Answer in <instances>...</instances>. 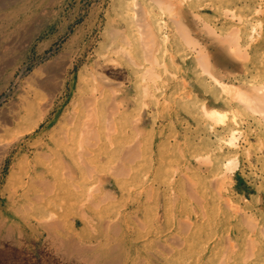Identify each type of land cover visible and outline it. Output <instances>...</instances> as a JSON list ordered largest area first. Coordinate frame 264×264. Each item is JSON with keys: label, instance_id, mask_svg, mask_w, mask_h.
<instances>
[{"label": "rangeland", "instance_id": "1", "mask_svg": "<svg viewBox=\"0 0 264 264\" xmlns=\"http://www.w3.org/2000/svg\"><path fill=\"white\" fill-rule=\"evenodd\" d=\"M4 1L0 110L13 109L25 92L35 89L40 95L39 106L23 123L0 136L8 142L24 132L0 168V264H106L113 256V264H243L245 203L250 209L258 196L264 197V0H181L178 24L169 10L156 9L154 18L147 14L149 24H155L148 29L147 36L153 37L149 44L131 23L129 56H115L111 28L123 26L115 0ZM111 17L115 21L109 24ZM3 41H8V56ZM13 42L19 44L11 49ZM103 53L115 56L120 65L100 68ZM67 60H77L66 75L67 87L56 96L48 117L39 120L54 92L35 73L45 77ZM214 78L235 85L244 98L248 95L242 92L249 93L250 102L226 93ZM210 108L228 118L214 120ZM100 121L105 133L108 128L120 137L114 144L106 136L107 145L115 147L109 154L106 147L105 154L99 153L100 184L92 189L112 187L119 198L114 204L120 205L113 212L122 208L131 215L124 234L114 235L125 246L115 244L117 254L104 244V226L112 215L104 214L98 230L87 229L79 218L90 208L89 198L56 205V215L46 216L39 206L46 186L65 176L52 168L66 155L63 143L78 147L79 140L80 153L87 158L102 140ZM31 124L33 129L26 131ZM70 132L81 133L80 139L66 143ZM232 157L237 159L233 169L227 164ZM231 201L238 206L230 209ZM50 217L56 224L48 230L44 220ZM181 219L190 224H181ZM135 228L148 236L149 245L136 237L138 232L134 235ZM154 234L169 244L158 246ZM71 236L92 242L95 251L76 252L59 240ZM131 238L137 240L134 245ZM99 254L106 259H98Z\"/></svg>", "mask_w": 264, "mask_h": 264}, {"label": "bare ground", "instance_id": "2", "mask_svg": "<svg viewBox=\"0 0 264 264\" xmlns=\"http://www.w3.org/2000/svg\"><path fill=\"white\" fill-rule=\"evenodd\" d=\"M181 0H115L114 2V8L118 10V14H120L122 16V19H123V26L120 28L118 26H113L111 28V33L110 35L113 37V43H116L117 45V48L115 49V56L119 55V54H122L124 56H129L131 54V52L129 51V49H127V46L129 44H131V32L128 30L129 27H131V23L132 25H134L135 27H138V29L140 30V32H143V34H145L146 36V44H149L150 41L152 40L150 36H147V34L149 33L148 29L150 28H155V24L154 23H150L149 24V20L147 17V14L151 17V18H154V14H155V11L156 9H161L163 8L164 11H167L169 10V12L171 13L172 17H173V20H174V23H179L178 20L180 19L179 17V14H182L183 10L181 9ZM180 2V3H179ZM5 6V1L4 0H0V8L4 7ZM25 13V12H24ZM112 20H109V24L112 23V21L114 22L115 20V17H111ZM161 21V20H160ZM235 22V21H234ZM15 26V25H14ZM18 26V24H17ZM254 26V25H253ZM176 27V26H175ZM255 29V28H254ZM143 36V35H142ZM231 37V36H230ZM14 40H16V38H13ZM11 40V39H10ZM5 41H3L2 45L8 49L7 47V44H8V41L6 43H4ZM144 42V41H143ZM144 42V43H145ZM19 44V43H18ZM18 44L16 42H13L12 43V46H11V49L13 47H17ZM30 43H27L25 46L28 47ZM21 45V44H20ZM21 47V46H20ZM151 47V45H150ZM17 49V48H16ZM9 50V49H8ZM10 51V50H9ZM18 51V50H17ZM147 51V50H146ZM145 52V51H143ZM148 53V52H147ZM146 53V54H147ZM103 57H105V60H104V63H101L99 66L100 68H103V67H108V65H112V67H114L115 65H120V62L114 58L112 55L110 54H106V53H103L102 54ZM237 57V56H236ZM104 59V58H103ZM262 60V59H261ZM77 60H75L74 62H72L71 60L70 61H64L61 66L59 67V69L51 72L50 74H48L47 76H43V77H40V76H37L36 73H35V77H37V81L38 82H42V83H46L45 85H47L49 88H51V90H56L57 93H53L52 96L48 99V102L46 104H44V112L42 113L41 117H40V120H44L48 117V114L49 112L53 109L54 105H55V98H56V95L58 94V92H62L65 90V87H66V81H67V73L72 70V68H74V65L76 64ZM100 63V62H99ZM98 63V64H99ZM240 63V62H239ZM114 65V66H113ZM149 67V66H147ZM56 69V68H54ZM53 69V70H54ZM107 69V68H106ZM51 70V69H50ZM98 70V69H97ZM151 70V69H150ZM144 72V71H143ZM105 73V72H104ZM119 73V72H117ZM63 76V79H59L58 77L59 76ZM98 77H104L102 76L101 74H97ZM211 77V76H210ZM157 78V77H156ZM215 81L217 83H220V86L221 88L223 87V90L226 91V93H229L231 95H233V93L235 92L236 94H239L240 95V90H238V88H236L235 85H229L227 83H221L219 82V80H217V78H214ZM103 80V79H102ZM115 80V79H114ZM106 81V80H104ZM103 81V82H104ZM52 93V92H51ZM244 95H248L246 96V98H244L243 95H240L241 97L243 96L242 100H246L247 101L249 100L250 102V95L249 93H245V92H242ZM38 92L37 90H33V91H30V92H25V94L21 95L19 97V100L17 102V105L13 107V109L11 108L10 110L9 109H2L0 110V131H4L5 133L7 132L8 127H10V125H14V126H18L17 124L18 123H22L23 120H25L26 118V115L28 116V113L29 111L31 110H34L35 108H37L39 106V97H38ZM263 94V93H262ZM238 95V96H239ZM240 97V98H241ZM260 97V95L258 96ZM90 99V98H88ZM241 100V99H240ZM253 100V99H252ZM261 101V100H260ZM246 102V101H245ZM38 105V106H37ZM250 106V105H249ZM256 106V105H255ZM213 108V107H212ZM211 109V108H210ZM43 110V109H42ZM228 110V109H227ZM255 112V111H254ZM208 113L210 114V117H212L214 120L216 121H222L225 117H226V113L224 112H221V110H217V109H211V110H208ZM53 114V112H52ZM110 114V113H109ZM228 118V117H226ZM226 120V119H225ZM114 122V121H113ZM38 122H36V125H37ZM46 123V122H45ZM88 123V122H87ZM35 124V123H34ZM34 124H31V127L29 129H27L26 131L30 132L32 129H33V126ZM90 124V122H89ZM87 128V127H86ZM93 128V127H92ZM38 129V128H37ZM113 130V128H112ZM92 131V130H90ZM115 131V129H114ZM23 132V131H22ZM88 133V132H87ZM94 133V132H93ZM105 133V131H104ZM117 133V130L116 132ZM114 133V134H115ZM79 135H81V133H79ZM89 135V134H88ZM103 133L102 131L99 130L98 132V138L99 139H102L103 140ZM105 135L108 137V139H113V131L111 132V129H108L107 128V131L105 133ZM24 137V132L23 133H20L18 135H16V138L14 141H1L0 140V152L2 153V155H5L7 153V151H9V149L11 148V145L18 141V140H21L23 139ZM106 137V139H107ZM261 141V139H260ZM17 144V143H16ZM17 146V145H16ZM132 157V155H131ZM210 157V156H209ZM208 157V158H209ZM247 157H250L249 153L247 155ZM227 164L229 165L230 168H234L236 166V157H232L230 159H227ZM84 161V160H83ZM250 163V162H248ZM90 167V166H89ZM141 168V167H140ZM69 171V170H68ZM193 173V172H192ZM190 176V175H189ZM187 177V176H186ZM191 178V177H190ZM191 180V179H190ZM192 181V180H191ZM198 181V180H196ZM259 181V180H258ZM196 183V182H195ZM199 183V182H198ZM200 184H198L199 186ZM256 185V184H255ZM259 185H260V182H259ZM78 187H80V185L78 184L77 185ZM193 186V185H192ZM191 186V187H192ZM197 186V187H198ZM200 187V186H199ZM93 187H90L88 190H87V198H89L88 200V203H94L93 204V207L92 208H89L90 212H91V217H89L88 215H86L84 212L82 213V216L83 217H87L85 219H87V223H89L90 227L91 228H94L95 230H98V227L101 228V222H102V219H103V216L104 214L105 215H108V212L105 210V206L107 204H104L105 201L104 200H109L110 198H112L114 196V192H111L110 190H107L104 194V196L102 197L103 199H101L100 201L98 200L97 201V191H99L100 189H92ZM196 188V187H195ZM200 189V188H199ZM194 190V189H193ZM197 190V189H196ZM195 191V190H194ZM260 191V190H259ZM201 192V191H200ZM203 192V191H202ZM196 194H197V191H196ZM200 194V193H199ZM61 198L63 197H66L63 196V194H60L59 195ZM150 196V195H149ZM189 197V196H188ZM203 197V196H202ZM149 198V197H147ZM214 199V198H213ZM64 199H62L63 201ZM175 201V200H174ZM177 202V201H176ZM150 203V202H148ZM183 203V202H182ZM202 203V202H201ZM213 203V202H212ZM215 203V202H214ZM153 204V203H152ZM167 204V203H166ZM169 204V203H168ZM167 204V205H168ZM247 202L245 203V209L243 211V218H244V225H245V228H246V231H245V247H244V251H243V264H264V197L263 196H258L256 201H255V205L254 207L252 208H248V206H250L248 204L247 206ZM178 205V204H177ZM176 205V206H177ZM202 205V204H201ZM238 206L236 205L235 203H233L231 201L230 205H229V208L232 207V206ZM175 206V204H174ZM175 206V207H176ZM190 206V205H189ZM197 206V205H196ZM212 206V205H211ZM168 207V206H166ZM183 207V206H182ZM187 207L184 206V208ZM210 207V206H209ZM207 207V208H209ZM189 208V207H188ZM187 208V209H188ZM212 208H214L212 206ZM167 209V208H166ZM210 209V208H209ZM231 209V208H230ZM186 210V209H185ZM190 211V209H188ZM233 210V209H232ZM115 211V210H114ZM151 211V209H150ZM168 211V210H167ZM166 210L164 212H167ZM172 211V210H171ZM212 211V210H210ZM174 212V211H173ZM204 212V211H203ZM57 211L56 212H51L50 211V215L54 214L56 215ZM117 213V216L113 217V219H111L110 217H107V218H110V221H108L106 223V226L105 229H106V234L105 235V246L108 245L109 248H114L115 249V244L116 246L120 247V248H123L125 247L123 245V241L121 239H117L114 237V235L118 236L119 234H124V228L125 226H127L128 224L126 222H124L122 220V217L121 215H123L124 213L123 212H118L116 211ZM168 213V212H167ZM207 213V212H206ZM110 214V213H109ZM165 214V213H164ZM170 214V212H169ZM173 214V213H172ZM210 214V213H209ZM93 215H97L96 217H98V221L96 222L95 221V218L96 217H93ZM154 215V214H153ZM219 215V214H218ZM109 216V215H108ZM166 216V214H165ZM171 216V215H170ZM169 216V217H170ZM200 216V215H199ZM205 216V215H204ZM208 216V214H207ZM146 217V216H145ZM148 217V216H147ZM154 217V216H153ZM206 217V216H205ZM218 217V216H217ZM59 218V217H57ZM56 218V219H57ZM138 218V217H137ZM150 218V216H149ZM184 218V217H182ZM45 219V218H44ZM43 219V220H44ZM55 219V220H56ZM169 219V218H168ZM207 219V218H206ZM108 220V219H107ZM173 220V218H172ZM185 219H181V224L183 222H185L184 224H190V223H186V221H184ZM44 222L45 223V227L47 228H52L53 227V224H56L55 221H53V219L50 217L49 219H45ZM94 221V222H92ZM119 221V222H117ZM138 223H142L141 222V219L140 220H137ZM143 221V220H142ZM151 221V220H150ZM155 221V220H154ZM160 221V218H157L156 220V224H158ZM167 221V220H166ZM209 221V220H208ZM207 221V222H208ZM149 222V220H148ZM152 222V221H151ZM173 222V221H171ZM191 222V221H190ZM199 222V221H198ZM204 222V221H203ZM212 222V221H211ZM137 223V222H136ZM209 223V222H208ZM123 224L124 227L121 225ZM152 224V223H151ZM173 224V223H172ZM192 224V223H191ZM200 225V223H198ZM98 225V227H97ZM105 225V224H104ZM153 225V224H152ZM180 225V223H179ZM209 225V224H208ZM217 225V224H216ZM146 226V225H145ZM186 226H189V225H186ZM58 227V225H57ZM181 227V226H180ZM184 227V226H183ZM194 226H192L191 228H193ZM203 227V226H201ZM211 227V225H210ZM216 227V226H215ZM150 228V227H149ZM155 228V227H154ZM182 229V228H181ZM194 229V228H193ZM206 229V228H205ZM212 229V228H211ZM114 230V231H112ZM139 228H135V231H134V235L137 234V232L139 233V235H137L136 237H141L142 240L144 242H146V244H150L149 242V239H148V236H142L140 235V232H139ZM169 230V229H167ZM192 230V229H191ZM200 230V229H199ZM198 230V231H199ZM208 230V229H207ZM166 231V230H165ZM171 231V230H170ZM186 231V230H185ZM184 231V232H185ZM190 231V230H189ZM212 231V230H211ZM110 232H115L114 234H110ZM133 232V231H132ZM183 232V233H184ZM196 232V230H195ZM158 233V232H157ZM164 233V232H163ZM176 233V232H175ZM212 233V232H211ZM162 234V233H161ZM186 234V233H185ZM192 234H193V230H192ZM197 235V232L195 233ZM206 234V232H205ZM204 234V235H205ZM229 234V233H228ZM179 235V234H178ZM164 236V235H163ZM170 235H168L169 237ZM211 236V235H210ZM73 236H71L72 238ZM119 237V236H118ZM155 237V234L154 236ZM167 237V236H166ZM167 237V238H168ZM176 237V236H175ZM68 238V239H61V242L63 243V245L66 247H69L70 249H73V246H82L81 248L86 250L87 252L91 251V252H94L92 249H94L90 243H88V241L86 240H83V239H79V238ZM100 238V237H99ZM180 238V237H179ZM182 238V237H181ZM219 238V237H218ZM116 239L115 243H113V241ZM132 239V238H131ZM184 239V238H183ZM203 239V238H202ZM136 239H132L131 240V245H134V242ZM215 240V239H214ZM99 242L101 240H96V242ZM173 241V240H172ZM183 240H181L182 242ZM187 241V240H186ZM189 241V240H188ZM230 241V239H229ZM154 242L155 244H157L158 246H161L163 244H167L166 241L164 240H161L160 238H157V236L155 237L154 239ZM191 242V241H189ZM113 243V244H112ZM178 243V242H177ZM180 243V242H179ZM213 243V242H212ZM232 243V247L234 248V243L233 241L231 242ZM58 244V243H57ZM83 244V245H82ZM100 245L102 243H99ZM126 244V243H125ZM169 244V243H168ZM112 245V246H111ZM127 245H129V243H127ZM179 245V244H177ZM207 245V244H206ZM219 245V244H218ZM173 246V245H171ZM220 246V245H219ZM95 247V246H94ZM98 247V246H97ZM136 247V246H135ZM229 247V246H228ZM107 248V247H106ZM105 248V249H106ZM118 248V250L120 249ZM146 248V246L144 247ZM171 248V247H170ZM194 248V247H193ZM197 248V247H196ZM231 248V247H230ZM232 248V249H233ZM78 249V248H77ZM104 249V250H105ZM182 249V248H181ZM192 249V248H191ZM98 250V249H97ZM100 250V249H99ZM121 252L122 249H120ZM185 250V249H183ZM210 250V249H209ZM215 250V249H214ZM218 250V248L216 249ZM227 251V250H226ZM104 252V251H103ZM99 253V251H98ZM101 253V252H100ZM113 253V252H112ZM114 253L117 254V251L115 249ZM225 253V252H224ZM96 254V253H95ZM101 254H104V253H101ZM120 254V253H118ZM151 254V253H150ZM167 254V253H166ZM172 254V253H171ZM217 254V253H216ZM235 254V253H234ZM231 255V260L234 261L235 259V255ZM91 255V254H90ZM94 255V254H93ZM100 255V254H99ZM107 255V254H106ZM110 255V253H109ZM154 255V254H153ZM152 255V256H153ZM163 255H164V252H163ZM178 255V254H177ZM215 255V254H214ZM184 256V255H183ZM200 257V255H198ZM225 256V255H224ZM98 257V256H97ZM115 257V256H113ZM113 257H111L110 259H108V261H106L107 263L106 264H113L115 262V258L112 259ZM155 257V256H154ZM172 257V256H171ZM176 257V256H175ZM216 257V256H215ZM227 257V256H226ZM93 258V257H92ZM95 258V257H94ZM93 258V259H94ZM101 258H105L104 255L103 257H101V255L99 256L98 259H101ZM142 258V257H141ZM148 258V257H147ZM174 258V257H172ZM208 258V257H207ZM96 259V258H95ZM122 259V258H120ZM178 259V258H176ZM181 259V258H179ZM223 259V258H222ZM230 259V258H228ZM89 260V258H88ZM144 260L146 261V258H144ZM203 260V259H202ZM102 261V260H101ZM123 261V260H122ZM92 262V261H91ZM97 262V261H96ZM124 262V261H123ZM141 262V261H140ZM200 262V261H199ZM212 262V261H211ZM226 263V261H224ZM83 263V262H82ZM101 263V262H100ZM142 263V262H141ZM174 263V262H173ZM189 263V262H188ZM234 263V262H233ZM97 264V263H96ZM172 264V263H170ZM192 264V263H191ZM197 264V263H196ZM208 264V263H207ZM210 264V263H209ZM216 264V262H215Z\"/></svg>", "mask_w": 264, "mask_h": 264}, {"label": "crops", "instance_id": "3", "mask_svg": "<svg viewBox=\"0 0 264 264\" xmlns=\"http://www.w3.org/2000/svg\"><path fill=\"white\" fill-rule=\"evenodd\" d=\"M4 43H6V41ZM0 45H1V43H0ZM9 53H10V51L5 48V55L8 56ZM66 87H65V89H66ZM51 92L55 93L56 90H51ZM127 92L128 91H126L125 94H127ZM59 93L61 94V91L58 92V94ZM39 95H40V93L38 94V96ZM124 99L126 100L127 98H124ZM124 99H123V103L125 102ZM128 100H129V98H128ZM22 123H18L17 125L22 124ZM100 125H101L100 130L104 131V125L101 123V121H100ZM119 125L120 124H117L118 130H120L118 127ZM10 126H14V125H10ZM4 133H5L4 131H0V136L2 137V135H4ZM70 133H67V135L65 136L66 137V143L71 142L70 140L74 141L75 139H78L80 137L79 134H76V133L72 134L71 133V135H70ZM102 133H103V135H102L103 140H100V142H99L100 145H98V147H94L92 149L93 152H91L90 156H87V158H85V156H83L80 153L79 140H78V147L77 146L75 147L73 145L69 146L68 144H66L67 145L66 146L63 143V145L61 147H63L66 150V155L59 158L58 164L52 168L56 171V173L63 172V175H65V176L58 177L59 180L61 181V183H59L58 178L53 179L54 180L53 186H46L45 192L42 193L41 194L42 197H40L41 203L39 206L41 208V211L46 213V216L50 215V211L51 212L57 211V208L55 207L56 205L59 207V206L67 205V203L73 204L78 200H85L87 198V190L90 187L94 186L95 184L96 185L100 184L99 181H97L98 180L99 166H100V162H101V158L99 157V153L102 152L105 154L106 151L104 152L103 147H106L108 150L106 153L109 154L111 151L114 150L113 148L115 147L114 146L113 148H110L107 145L108 140L106 139V135L104 132H102ZM116 136L117 135L113 136L114 144H115V139L120 137L119 135L117 137ZM109 149H111V150H109ZM8 153H9V151H7V153L5 155H1L0 168L3 167ZM104 156L107 157L106 155H104ZM62 161L67 162L66 166H64L62 164ZM28 175H31V174L28 173ZM30 178H32V177H30ZM88 180H89V185H85V186H87V188L82 187L83 184H85V183L88 184ZM92 181H94V182H92ZM43 182H45V185H49V184H47V183H49V181L46 182V180H44ZM90 182H91V184H90ZM78 184L80 185V187L77 186ZM107 190L114 192V196L112 198H110L109 200H104L102 197ZM60 194H63V196L66 195V197L61 198L59 196ZM115 196H116V194H115V191L112 187H110L108 189L102 188L99 190V193H97V201L98 200L100 201L101 199H103L105 201L104 204H107L105 206L106 207L105 210L108 212V215H112L113 217L117 216V213L113 212L112 209L114 208V206H117V207L120 206V205L114 204V202L119 199ZM62 199H64V200L62 201ZM92 203L91 204L88 203L90 205V208L93 207ZM65 209H67V208H65ZM121 209L122 208H120V210ZM120 210H118V212L124 213L122 215V220L124 222L129 221L131 219V215H129L125 211H120ZM83 212L86 215H88L89 217H91V212H90L89 208H87V210H85ZM79 218L80 219L82 218L83 219L82 221L86 222V224H87L86 227H87V229H89L90 224L87 223L88 221H87V219H85L87 217H83L81 214V215H79ZM38 220H40V219H38ZM41 220L43 221V219H41ZM95 221L97 222L98 219H95ZM136 221H137V219H136ZM92 222H94V221H92ZM84 225H85V223H83V226ZM101 228H102V225H101ZM47 229L51 230V228H47ZM90 229H91V227H90ZM22 230H25V229H21L20 232H22ZM91 233H94V232H91ZM88 236H91V234H89ZM73 238H75V237H73ZM81 239H83V238H81ZM59 240L61 241V239H59ZM83 240H85V239H83ZM96 240H97V238L95 239V241ZM72 250H75L76 252H81V253H88L86 250L82 249L80 246H77V245L73 246Z\"/></svg>", "mask_w": 264, "mask_h": 264}]
</instances>
